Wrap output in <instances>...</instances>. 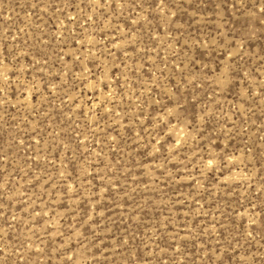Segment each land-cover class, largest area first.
I'll return each instance as SVG.
<instances>
[{"label": "rangeland", "instance_id": "374dc122", "mask_svg": "<svg viewBox=\"0 0 264 264\" xmlns=\"http://www.w3.org/2000/svg\"><path fill=\"white\" fill-rule=\"evenodd\" d=\"M0 264H264V0H0Z\"/></svg>", "mask_w": 264, "mask_h": 264}]
</instances>
